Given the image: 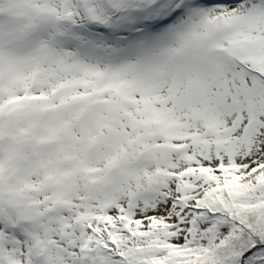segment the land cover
<instances>
[{
	"label": "snow or ice",
	"instance_id": "1",
	"mask_svg": "<svg viewBox=\"0 0 264 264\" xmlns=\"http://www.w3.org/2000/svg\"><path fill=\"white\" fill-rule=\"evenodd\" d=\"M0 264H264V0H0Z\"/></svg>",
	"mask_w": 264,
	"mask_h": 264
}]
</instances>
